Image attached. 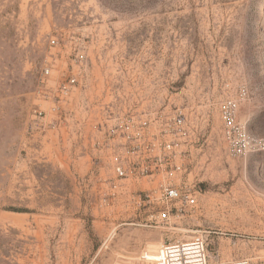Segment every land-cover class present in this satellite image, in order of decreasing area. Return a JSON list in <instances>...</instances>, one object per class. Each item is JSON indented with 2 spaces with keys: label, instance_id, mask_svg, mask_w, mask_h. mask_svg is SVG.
<instances>
[{
  "label": "rangeland",
  "instance_id": "374dc122",
  "mask_svg": "<svg viewBox=\"0 0 264 264\" xmlns=\"http://www.w3.org/2000/svg\"><path fill=\"white\" fill-rule=\"evenodd\" d=\"M74 47L76 69L168 89L198 118L197 208L156 219L146 182L112 195L65 120L28 130L43 65L68 73ZM227 100L264 135V0H0V264H148L145 251L199 234L211 257L264 264V152L227 157Z\"/></svg>",
  "mask_w": 264,
  "mask_h": 264
},
{
  "label": "built area",
  "instance_id": "2783aa9c",
  "mask_svg": "<svg viewBox=\"0 0 264 264\" xmlns=\"http://www.w3.org/2000/svg\"><path fill=\"white\" fill-rule=\"evenodd\" d=\"M50 44L56 46V40ZM72 52V70L64 75L53 76V65H43L28 130L48 126L58 131L56 127L65 120L68 143H78L74 147L82 148L91 164L105 169L112 195L128 182H146L148 187L141 194L152 205L156 219L168 222L197 208L202 191L188 176L199 139L198 118L182 105L171 104L168 89L160 96V89L138 85L133 77L124 87L115 73L76 69L82 55L76 47ZM219 111L227 157L244 160L264 152V135H250L237 120L236 101L222 102ZM141 259L148 264H250L247 259L211 257L201 234L162 243L153 252L145 251Z\"/></svg>",
  "mask_w": 264,
  "mask_h": 264
}]
</instances>
